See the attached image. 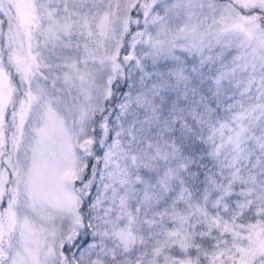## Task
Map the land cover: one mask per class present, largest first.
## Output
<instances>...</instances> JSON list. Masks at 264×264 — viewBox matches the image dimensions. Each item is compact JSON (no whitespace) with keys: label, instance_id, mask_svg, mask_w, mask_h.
Wrapping results in <instances>:
<instances>
[{"label":"snow or ice","instance_id":"snow-or-ice-1","mask_svg":"<svg viewBox=\"0 0 264 264\" xmlns=\"http://www.w3.org/2000/svg\"><path fill=\"white\" fill-rule=\"evenodd\" d=\"M0 264H264V0H0Z\"/></svg>","mask_w":264,"mask_h":264}]
</instances>
